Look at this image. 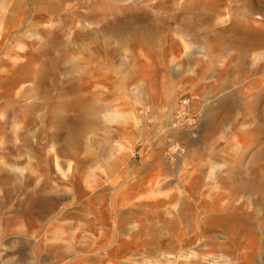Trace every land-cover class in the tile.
Instances as JSON below:
<instances>
[{
  "label": "rangeland",
  "instance_id": "1",
  "mask_svg": "<svg viewBox=\"0 0 264 264\" xmlns=\"http://www.w3.org/2000/svg\"><path fill=\"white\" fill-rule=\"evenodd\" d=\"M2 1L0 264H264V0Z\"/></svg>",
  "mask_w": 264,
  "mask_h": 264
},
{
  "label": "bare ground",
  "instance_id": "2",
  "mask_svg": "<svg viewBox=\"0 0 264 264\" xmlns=\"http://www.w3.org/2000/svg\"><path fill=\"white\" fill-rule=\"evenodd\" d=\"M4 7H6V3H5V1H2L0 3V9H2ZM4 30H7V29H4ZM149 31H150V29L148 27H146V28L142 27L141 29H139V31L137 33H138V35H139L140 38L147 39V37L149 36V34H148ZM118 33H119L118 36H120L121 39H122L123 38L122 35H121L122 34V31H119ZM81 110H82L81 115L76 119V121L72 122L70 119H67L66 120L67 121L66 122V128L68 130L67 132H68V138H69L68 140L73 141V142L74 141L76 142L78 140L81 131H83L85 129L86 125L89 124L88 119L90 118V114H89L90 107H88V106H82V107H80L79 111H81ZM205 110H206V108H205ZM206 115H208V114H206ZM261 154H264V149H261L260 151H258L256 153V155H255V158H257ZM242 183H243L242 185L248 187V185L245 182H242ZM248 188H254L256 190H264V186H261V184L251 185ZM47 249L49 251H51V252H54V254H56V252L58 250L57 247H53V246H49ZM211 257H213V256H211ZM215 262H217V259H209L206 262H204L203 264H216Z\"/></svg>",
  "mask_w": 264,
  "mask_h": 264
},
{
  "label": "built area",
  "instance_id": "3",
  "mask_svg": "<svg viewBox=\"0 0 264 264\" xmlns=\"http://www.w3.org/2000/svg\"><path fill=\"white\" fill-rule=\"evenodd\" d=\"M196 98H199V96L193 95V96H190L188 98H182L181 97L177 100L176 109H177V114L179 115L180 118H182L183 117L182 115L185 113V111H187L188 114L191 113L190 115L192 116V122H194L196 120V118L199 115V109L190 108L191 103Z\"/></svg>",
  "mask_w": 264,
  "mask_h": 264
}]
</instances>
